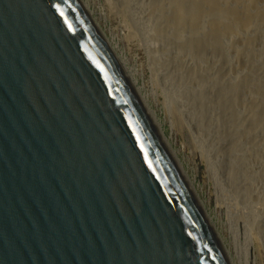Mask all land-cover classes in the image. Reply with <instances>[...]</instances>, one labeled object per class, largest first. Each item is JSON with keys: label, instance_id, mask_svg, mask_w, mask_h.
<instances>
[{"label": "water", "instance_id": "1", "mask_svg": "<svg viewBox=\"0 0 264 264\" xmlns=\"http://www.w3.org/2000/svg\"><path fill=\"white\" fill-rule=\"evenodd\" d=\"M0 264H229L82 0H0Z\"/></svg>", "mask_w": 264, "mask_h": 264}, {"label": "rangeland", "instance_id": "2", "mask_svg": "<svg viewBox=\"0 0 264 264\" xmlns=\"http://www.w3.org/2000/svg\"><path fill=\"white\" fill-rule=\"evenodd\" d=\"M83 1L125 57L235 261L264 264V0H252L247 20L220 0L198 25L188 13L175 18L179 0ZM214 18L237 23L236 34L215 38Z\"/></svg>", "mask_w": 264, "mask_h": 264}, {"label": "bare ground", "instance_id": "3", "mask_svg": "<svg viewBox=\"0 0 264 264\" xmlns=\"http://www.w3.org/2000/svg\"><path fill=\"white\" fill-rule=\"evenodd\" d=\"M83 1V0H82ZM219 1V2H218ZM223 1V0H221ZM264 2V1H263ZM220 3V0H191V3L185 2V0H179L177 2V10H176V17L177 20L179 21V23H182L186 17V14L188 13V17H186L187 19L190 17V21H192L194 24L198 25V17L205 12L206 8L208 10H215L216 11L219 9V5H222ZM83 4L85 5L86 9L89 11V13L91 14V10L89 9V6L87 5L88 3H86L85 1H83ZM188 4H190L188 6ZM233 6L235 8V10L237 11V14H241L242 16H246V14L248 13L250 15V17L252 16L247 10L249 8L247 7H251L254 6L255 4L252 0H233ZM231 4V5H232ZM225 6V5H224ZM228 7V6H227ZM231 8V6H230ZM223 9V8H222ZM228 8H226L227 10ZM255 9V8H254ZM263 9V8H262ZM207 10V11H208ZM225 10V9H224ZM232 10V9H231ZM256 10V9H255ZM221 11V10H220ZM230 11V9H229ZM228 11V13H229ZM233 11V10H232ZM235 11V12H236ZM231 12V11H230ZM217 13V12H216ZM219 13V12H218ZM217 13V14H218ZM222 13V12H221ZM225 13V12H224ZM231 14V13H230ZM227 17V19L230 17ZM221 15V14H220ZM225 15V14H224ZM233 15V14H232ZM231 15V16H232ZM235 15V14H234ZM233 15V16H234ZM237 15H235L236 17ZM219 17V16H218ZM222 17V16H221ZM233 18V17H232ZM246 18V17H245ZM249 17L246 18V20ZM95 19V18H94ZM184 19V20H183ZM226 19V20H227ZM230 19V18H229ZM239 19V18H238ZM254 19V18H253ZM252 19V20H253ZM223 21L221 18H214L213 20V24H212V29H213V36H215V38L217 36H220V33L226 29L229 34H236L237 32V23H233L232 21L228 20V21ZM232 20V19H231ZM234 20V19H233ZM96 21V20H95ZM203 21V20H202ZM97 22V21H96ZM240 22V21H239ZM249 22V20H248ZM246 23V22H245ZM255 23V22H254ZM249 24V23H248ZM97 25L99 26L98 22ZM239 25V24H238ZM250 26V25H249ZM197 27V26H196ZM202 27V26H201ZM252 27V26H251ZM99 28L101 29L103 35H105V38L107 39L109 45L111 46V48L113 49L115 55L117 56V59L119 61V63L121 64L123 70L125 71V74L127 75V78L129 79L130 83L132 84V86L135 88V90L137 91L139 98L141 99V102L145 108V110L147 111V114L149 115V117L151 118V120L153 121L157 132L159 134V136L161 137V140L163 141L165 147L167 148L169 154L171 155L173 161L175 162V165L177 166L178 171L180 172V174L182 175V177L184 178L188 188L190 189L193 197L195 198V200L197 201V203L199 204L201 210L203 211L205 217L207 218V221L209 222L212 231L214 232L215 236L217 237L218 242L220 243L223 252L229 262V264H238L235 259L234 256L231 255V252L229 251V249L226 247L225 243L223 242L224 239H222V237L219 234V231L216 228V224L214 222V220L212 219V217L209 215L207 209L205 208V205L203 203V200L201 199L200 195L197 192V189L193 180L191 179V177L188 175L183 162L180 160V158L178 157V154L176 152V150L173 148L172 143L170 142L168 136L165 134L158 117L156 116L155 112L151 109L150 105L147 103L146 98L143 96V94L141 93V86L138 85L136 79L133 77L132 72L130 71V68L127 65L126 59L124 56H121L120 54L117 53V46L114 45L111 40L109 39V37L105 34V32L103 31V29L99 26ZM210 29V28H209ZM222 32V33H223ZM226 32V31H225ZM241 33V32H240ZM221 39V38H220ZM220 39H218V41H220ZM114 41V40H113ZM208 41V40H207ZM116 42V41H115ZM249 42V41H248ZM213 43V41H212ZM202 44V43H201ZM202 46V45H201ZM213 46V45H212ZM205 49V48H204ZM224 93V92H223ZM235 93V92H233ZM221 97V96H220ZM242 98V97H241ZM246 98V97H245ZM241 103V102H240ZM234 106V105H233ZM263 116V115H262ZM243 135V134H242ZM248 135V134H247ZM249 245H253L254 246V242L251 240L249 242ZM258 250V252H256V256L254 257L255 260L259 259V261L263 260V254L260 251V249H258V247L256 248ZM240 261V258H239ZM256 262V261H255ZM241 263V261H240ZM247 264V263H246Z\"/></svg>", "mask_w": 264, "mask_h": 264}, {"label": "snow or ice", "instance_id": "4", "mask_svg": "<svg viewBox=\"0 0 264 264\" xmlns=\"http://www.w3.org/2000/svg\"><path fill=\"white\" fill-rule=\"evenodd\" d=\"M57 7H59V5H57Z\"/></svg>", "mask_w": 264, "mask_h": 264}]
</instances>
